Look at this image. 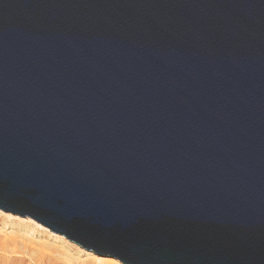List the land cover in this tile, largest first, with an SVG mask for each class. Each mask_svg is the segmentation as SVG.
<instances>
[{
  "label": "water",
  "instance_id": "95a60500",
  "mask_svg": "<svg viewBox=\"0 0 264 264\" xmlns=\"http://www.w3.org/2000/svg\"><path fill=\"white\" fill-rule=\"evenodd\" d=\"M0 210L122 264H264V0H0Z\"/></svg>",
  "mask_w": 264,
  "mask_h": 264
},
{
  "label": "rangeland",
  "instance_id": "374dc122",
  "mask_svg": "<svg viewBox=\"0 0 264 264\" xmlns=\"http://www.w3.org/2000/svg\"><path fill=\"white\" fill-rule=\"evenodd\" d=\"M103 258L26 216L0 210V264H98Z\"/></svg>",
  "mask_w": 264,
  "mask_h": 264
},
{
  "label": "bare ground",
  "instance_id": "6f19581e",
  "mask_svg": "<svg viewBox=\"0 0 264 264\" xmlns=\"http://www.w3.org/2000/svg\"><path fill=\"white\" fill-rule=\"evenodd\" d=\"M98 264H122L121 262H116L115 259H112L110 257L99 259Z\"/></svg>",
  "mask_w": 264,
  "mask_h": 264
}]
</instances>
